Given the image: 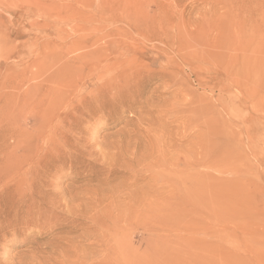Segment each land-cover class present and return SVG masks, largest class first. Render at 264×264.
<instances>
[{
  "label": "rangeland",
  "instance_id": "obj_1",
  "mask_svg": "<svg viewBox=\"0 0 264 264\" xmlns=\"http://www.w3.org/2000/svg\"><path fill=\"white\" fill-rule=\"evenodd\" d=\"M5 170L0 264H264V0H0Z\"/></svg>",
  "mask_w": 264,
  "mask_h": 264
},
{
  "label": "bare ground",
  "instance_id": "obj_2",
  "mask_svg": "<svg viewBox=\"0 0 264 264\" xmlns=\"http://www.w3.org/2000/svg\"><path fill=\"white\" fill-rule=\"evenodd\" d=\"M51 105V106H50ZM47 108H45V110H43L42 111V114H40V115H42L43 117L41 118V121H42V123H44V124H48V122L51 124V121H52V119L54 118V116L56 115V113L59 111V109H60V107H61V100L58 102H56L55 104H50ZM18 106V105H17ZM68 109H69V107H68V105H66L63 109H62V114L63 115H67L68 114ZM64 116V117H65ZM63 124V123H62ZM52 136V135H51ZM52 138V137H51ZM45 145V144H44ZM15 168H16V166H15ZM12 170V167H10V171ZM14 170V169H13ZM12 170V171H13ZM18 172H20V171H18ZM28 172V171H27ZM24 173H26V172H24ZM23 173V174H24ZM7 174H9V173H7L6 172V170H5V172H2V173H0V180L2 181V178L3 177H6L7 176ZM20 175V174H19ZM22 175V174H21ZM20 175V176H21ZM12 177V176H11ZM23 177H24V175H23ZM9 179V178H8ZM11 179V178H10ZM24 179V178H23ZM20 180H21V178H20ZM0 181V182H1ZM4 183H6L7 184V180L4 182ZM3 183V184H4ZM19 183V182H18ZM21 183V182H20ZM8 185V184H7ZM2 186V185H1ZM0 186V188H2ZM17 190H19V189H17ZM30 192V191H29ZM1 195V194H0ZM21 196V195H20ZM18 203V202H17ZM14 208V207H13ZM15 209V208H14ZM15 213V212H14ZM17 213V212H16ZM5 228V227H4ZM13 233V232H12Z\"/></svg>",
  "mask_w": 264,
  "mask_h": 264
}]
</instances>
